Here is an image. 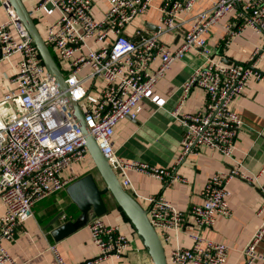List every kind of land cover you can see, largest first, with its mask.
I'll return each instance as SVG.
<instances>
[{
	"label": "built area",
	"instance_id": "1",
	"mask_svg": "<svg viewBox=\"0 0 264 264\" xmlns=\"http://www.w3.org/2000/svg\"><path fill=\"white\" fill-rule=\"evenodd\" d=\"M198 1L162 0L157 28L140 26L132 36L127 28L136 17L147 14L154 0H110L99 19L93 13L92 0H42L39 4L42 8L50 3L58 10L57 19L48 23L43 37L50 49H55L67 90L78 101L101 150L121 176L122 184L148 209L164 246L168 244V264H226L229 244L205 236L200 229L213 226L220 215H232L227 186L233 177L256 184L264 194V164L251 174L238 166L213 173L200 191L201 201L188 210L177 208L162 193L142 195L133 186V170L171 183L177 166L202 147L232 158L243 125L232 107L233 99L250 80L264 81V71L258 67L264 47H256L247 61L225 62L214 59L215 48L207 40L210 29L230 15L234 21L225 25L224 45L247 27L264 32V0H213L210 7L192 14ZM0 7L6 15L0 21V60H6L11 70L10 87L0 98V200L5 208L0 215V264H18L5 243L34 216L38 201L89 171L82 165L91 156L68 98L48 72L14 6L10 0H0ZM166 33L179 34L180 42L175 46L165 42ZM191 50H198L206 62L183 84L184 96L198 86L206 91L207 98L196 113L173 112L181 116L185 127L175 163L163 167L124 158L114 148L118 122L128 116L135 118L138 103L173 63ZM157 60L159 64L153 66ZM85 69L89 71L81 75ZM105 215L90 216L86 226L97 253L77 264L121 258L129 251L131 238L118 222H109ZM188 215L193 222L188 221ZM258 215H264V202ZM183 236L191 239V245L181 243ZM263 239L264 218L242 249L244 264H264V249H259ZM52 250L58 264H69L55 245Z\"/></svg>",
	"mask_w": 264,
	"mask_h": 264
},
{
	"label": "crops",
	"instance_id": "2",
	"mask_svg": "<svg viewBox=\"0 0 264 264\" xmlns=\"http://www.w3.org/2000/svg\"><path fill=\"white\" fill-rule=\"evenodd\" d=\"M41 1L35 8L39 14L38 18H42L46 23L55 21L59 15L58 10L50 3L39 7ZM161 1L154 0L152 8L146 15L140 16L136 24L132 23L133 25L127 28V33L134 35L140 26L155 30L159 24L158 7ZM23 2L29 10L31 0ZM109 2L110 0H93L94 15L101 18L109 7ZM212 2L213 0H199L192 14L210 7ZM5 17L4 8L0 7V21ZM33 18L37 23L38 20L34 16ZM233 21V15L227 16L214 25L207 34V40L215 48L216 54L213 56L215 60L247 61L256 47H264V32L251 27H247L241 34L234 36L228 45H224L222 37L225 35V25ZM180 38L179 34L174 33H166L163 36V40L172 46L177 45ZM159 62L157 60L153 66H157ZM205 62V58L198 50H191L181 60L173 63L157 81L149 95L138 103L136 117L128 116L118 122L114 135V148L118 154L124 158L137 159L156 166L170 167L175 163L185 127L181 116L176 117L173 112L177 110L180 115H184L203 109L207 98L206 91L195 86L185 97L183 84L190 78L193 70ZM258 67L264 71V53L258 60ZM10 72V64L6 60H0V98L10 87L8 78ZM232 107L243 120L232 158L212 148L202 147L197 154L188 156L177 166L175 178L171 183L166 184L150 174L131 171L130 177L134 188L142 195L162 193L177 208L188 210L192 204L201 201L200 191L213 173L228 171L233 166H238L245 173L257 172L264 164V81L255 78L250 80L244 91L235 96ZM86 173L83 172V175ZM261 180L264 181V176ZM227 187L231 191L229 201L233 208L232 215H220L213 226L203 227L200 231L207 237L229 244L231 251L226 264H244L242 249L264 218V215H258V210L264 202V194L256 184L238 177H233ZM106 198L109 211L105 218L109 222H118L121 228L122 222L119 221L121 218L131 225L113 197L107 195ZM37 204H40L39 215L35 209ZM4 209L0 200V215ZM70 210L78 213L66 188L38 201L34 205V216L18 228L13 240L5 243L13 259L18 264H58L56 254L52 250L53 245L69 264L81 263L94 256L97 249L91 242L87 226L60 241L54 239L51 230L60 222L71 219L73 213ZM60 211H65L66 216L61 217V221L53 226L46 227ZM187 218L193 222L190 215ZM131 227L129 251L121 258L109 257L96 264H154L140 237L132 225ZM191 242L188 236L181 237L183 245L189 246ZM165 246L168 247V244ZM259 249L260 251L264 249V239Z\"/></svg>",
	"mask_w": 264,
	"mask_h": 264
},
{
	"label": "water",
	"instance_id": "3",
	"mask_svg": "<svg viewBox=\"0 0 264 264\" xmlns=\"http://www.w3.org/2000/svg\"><path fill=\"white\" fill-rule=\"evenodd\" d=\"M10 2L30 33L33 42L36 44L48 72L56 81L59 89L68 98L75 120L82 129L88 152L93 159L98 174L103 180V184H100L96 173L89 171L66 187V192L70 196L73 205L76 206L78 213L75 214L73 212L71 219L60 222L57 226L53 227L51 233L54 239L60 241L85 227L92 215L102 216L107 214L109 207L106 196L111 195L116 204L121 207L128 217L144 247L148 250L154 264H168L165 246L157 230L150 222L148 209L122 184L109 159L101 150L85 122L84 114L78 101L73 100L70 96L64 74L35 19L23 0H10ZM63 216H66L65 211H60L50 220L46 227L53 226L59 220L61 221V217Z\"/></svg>",
	"mask_w": 264,
	"mask_h": 264
},
{
	"label": "rangeland",
	"instance_id": "4",
	"mask_svg": "<svg viewBox=\"0 0 264 264\" xmlns=\"http://www.w3.org/2000/svg\"><path fill=\"white\" fill-rule=\"evenodd\" d=\"M39 1H40V0H38V1H37V0H31V4H30L29 11H30L31 14H32V15L38 20L37 24H38V26H39V29H40L42 35L46 37V33H47V25H48V23L44 22V21L42 20V18H40V19L38 18V17H39V14H38V12H37L36 9H35L36 6H37V4L39 3ZM92 1H93V0H92ZM92 10H93V5H92ZM96 18L99 19L100 17H99V16H96ZM139 18H140V16L136 17L135 20L133 21V24H136V21L139 20ZM133 24H132V25H133ZM51 49L53 50V53H54L55 49H54V48H51ZM88 71H89V69H85V70H83L82 73H81V75L86 74ZM81 103H82L83 105H85L86 101L83 100ZM88 167L90 168L89 171H92V172L96 173V175H97V177H98V180H99L100 184H103V180L101 179L100 175L98 174V172H97V170H96V168H95V166H94L93 159H92L91 157H89V156H87V157L85 158V160H84V164L82 165V168L84 169V171H87V170H88ZM89 171H88V172H89ZM117 174H118V173H117ZM118 176H119V178H121L120 175H118ZM35 209H36V211H37V214L39 215V213H40V204H37L36 207H35ZM72 211H73V210H70V212H72ZM72 213H73V212H72ZM119 221L122 222V231H123L124 233H126L130 238H132V233H131V229H132V227H131V225L129 224V222H126L123 218H121ZM123 223H124V225H123ZM125 229H127L128 232H127Z\"/></svg>",
	"mask_w": 264,
	"mask_h": 264
},
{
	"label": "trees",
	"instance_id": "5",
	"mask_svg": "<svg viewBox=\"0 0 264 264\" xmlns=\"http://www.w3.org/2000/svg\"><path fill=\"white\" fill-rule=\"evenodd\" d=\"M53 53V52H52ZM53 55H54V57H55V59L57 60V62H58V64H59V60H58V58L56 57V55L53 53ZM118 208L120 209V211L122 212V214H123V216L127 219V220H129L128 219V217L126 216V214L123 212V210L121 209V207L120 206H118Z\"/></svg>",
	"mask_w": 264,
	"mask_h": 264
}]
</instances>
